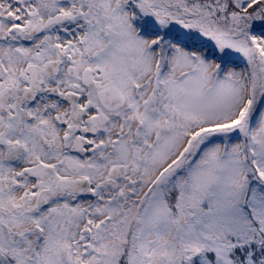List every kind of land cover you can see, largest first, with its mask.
Wrapping results in <instances>:
<instances>
[{
  "label": "snow or ice",
  "instance_id": "1",
  "mask_svg": "<svg viewBox=\"0 0 264 264\" xmlns=\"http://www.w3.org/2000/svg\"><path fill=\"white\" fill-rule=\"evenodd\" d=\"M0 264H264V0H0Z\"/></svg>",
  "mask_w": 264,
  "mask_h": 264
}]
</instances>
